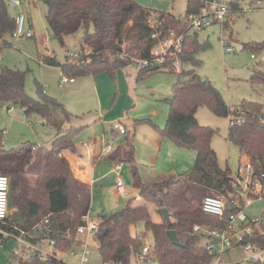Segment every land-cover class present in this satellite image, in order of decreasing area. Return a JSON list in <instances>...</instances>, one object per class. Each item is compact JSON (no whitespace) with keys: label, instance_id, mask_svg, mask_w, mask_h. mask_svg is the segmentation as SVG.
<instances>
[{"label":"trees","instance_id":"trees-1","mask_svg":"<svg viewBox=\"0 0 264 264\" xmlns=\"http://www.w3.org/2000/svg\"><path fill=\"white\" fill-rule=\"evenodd\" d=\"M41 1L46 6L47 29L61 44L79 29L85 30L78 61L60 64L54 57L41 55L38 58L40 63L59 68L63 77L74 79L108 73L115 85L117 69L134 65L136 60L151 59L150 51L159 39L170 33L184 36L182 50L168 57L163 65L137 69L138 82L154 73H176L178 76L171 98L163 100L169 106L165 127L160 129L149 119L136 120L135 126L149 125L175 147L195 151L193 166L184 174H170L143 184L138 178L130 138L124 143L133 187L146 203H152L157 209L165 208L171 224L153 222L146 206L128 205L101 216L93 240L103 264H130L131 257L139 260L147 233L153 238V264L210 263L214 256L203 245L208 236L195 232L194 227L217 230L229 215L242 211L241 205L244 204V199L232 186L230 169L219 166L216 152L211 147L214 131L199 125L196 119V112L201 107L224 117L229 116L231 109L208 79L197 75L194 69L182 70L187 63L198 65L195 55L201 48L197 33L191 34L187 30L186 19L207 8L212 0H187L185 14L179 16L143 7L136 0ZM240 3L241 0L227 3L229 11L222 26L228 23L230 15L242 13ZM7 5L6 0H0V48L10 45L4 38L7 34L11 36L14 29V17L9 14ZM150 20L156 21V28L152 27ZM90 27L92 32H89ZM155 34L157 37L153 38ZM0 105L7 108L19 106L26 115H37L43 124L53 127L56 132L51 148L35 147L25 142L16 149L4 150L3 131H0V175L9 181V208L17 214L13 221L0 224V228L12 231L16 226L33 232V243L52 241L57 251L64 252L78 244L76 231L85 225L83 219L90 209V187L75 177L65 157V153L75 152L74 139L85 126L71 125L63 129L73 116L58 100L47 96L42 88L38 89L36 99L27 95L25 73L18 70L0 68ZM235 110L234 116L241 117L242 122L229 126L227 139L238 147L240 159L249 162L255 175L264 174V108L256 102L244 100ZM55 111L61 113L62 122L55 118ZM110 157L115 161L116 155ZM207 196L225 199L221 218L202 212L201 203ZM251 199L258 198L251 196ZM138 223L143 224L144 232L133 236L130 229ZM168 230L175 232L181 246L170 242L166 235ZM6 241L3 240L1 245ZM248 243L264 248V230L246 234L242 244ZM12 257L18 258L17 264H68L56 257L43 258L36 252L25 257Z\"/></svg>","mask_w":264,"mask_h":264},{"label":"rangeland","instance_id":"rangeland-1","mask_svg":"<svg viewBox=\"0 0 264 264\" xmlns=\"http://www.w3.org/2000/svg\"><path fill=\"white\" fill-rule=\"evenodd\" d=\"M136 1L142 5L143 3L150 5V7H143L152 10L171 12L174 8L175 15L185 14L183 4L182 6L179 5L180 0H167L166 10L158 0L157 5H161L160 8H154L152 2ZM229 1L218 0L220 4H227ZM250 2L251 0H241L242 13L230 15L228 23H225L224 26L214 23L207 28L195 32L191 31V34L197 33V40L201 45L200 50L195 55L198 65L193 66L187 63L182 66V70L194 69L197 75L208 79L218 89L224 103L231 110L238 108L244 100L256 102L264 108V2L259 3L255 8H251L249 5L247 8L246 4ZM7 8L13 17L20 12L23 13L25 17L30 18L33 25V38L13 39L7 34L4 39L10 45L0 48V68L25 73V92L27 95L36 99L38 98V89L42 88L47 96L55 98L56 95L58 97L56 99L60 103H62L60 99L70 103L71 101L76 102L75 100L81 97L85 100L84 105L69 104L74 111L71 112L73 116L71 123L87 125L95 118L97 119L98 115H101L98 113L100 111L96 112V103H93V90L97 86L103 103L102 109H105L101 117L106 112H110L107 115L110 118L116 114L125 117L123 121L127 123V128L131 134L129 138L132 141L131 147L134 151L137 174L141 182H152L158 177L157 175H166L171 171L172 166L175 169L174 171L172 169L174 175L184 174L187 171L189 166L184 162V157H180L179 154L184 152L195 156V151L178 149L166 139L163 146L156 144L150 149L145 146L150 140L146 134H152L155 138L160 136L156 137L154 135L156 133H152L148 125L136 126L135 133L132 129V124L138 119H149L159 127H165L169 106L163 100L172 96V87L178 79L176 73H154L138 82L136 80L138 67L130 64L125 68L117 69L115 85L108 73H100L74 78L76 82L74 88L67 84L59 86L62 78L60 69L40 63L38 58L41 55L54 57L60 64L67 61L73 62V56L80 52L85 30L79 29L74 35L66 37L61 44L47 29L44 19L46 6L41 0L24 1L19 8H14L8 4ZM27 25L26 19V28H28ZM92 30L90 27L89 32ZM225 46L231 48L232 51H225ZM180 70L181 68L178 69V71ZM182 78H186V76ZM89 105L91 108H87ZM3 106L0 105V131H3L2 148L4 150L16 149L25 142L35 147L39 145L51 148V133L55 132L53 127L36 121L38 116L35 114L26 115L19 106H13L10 114ZM76 116L78 118H75ZM55 118L59 122L63 121V117L58 111H55ZM196 119L199 125L209 127L214 131L211 147L216 152L218 164L222 169H230L231 176L234 177L244 159H240L238 147L227 139L229 118L218 116L208 108L201 107L196 112ZM132 134H134V139ZM91 136L99 138V140L103 137L105 149L103 156L105 157L109 154V150L119 145L122 146L129 135L116 136L111 132L110 124L104 121L95 127L83 129L75 137L74 142L81 147V144L85 143ZM107 148H109L108 151ZM103 156L97 163H94L90 186L88 223H97L98 216L104 213L120 211L126 207L128 199L135 197L137 200L138 196L132 186L129 164L121 162L123 166L119 173L124 191L118 193L116 190V165ZM245 203L244 201V204L241 205L244 214L249 218H259L263 226L261 228L257 224L246 231L262 232L264 230V197L251 200L249 205ZM131 205L146 206L153 222L161 223L163 221L152 203L142 201L132 202ZM10 210L11 217L15 219L17 216L15 210L11 208ZM130 232L134 236L144 232L143 224L138 223L132 226ZM239 235H243V232L239 231ZM145 244L153 246L151 233L146 234L143 240V245ZM15 247L16 242L12 239H8L0 245V264H17L18 258L12 257ZM43 248L51 250L47 241L43 242ZM72 249L74 246H71L66 252H56L55 257L68 264H79L78 259L73 256ZM91 253L90 264H103L95 241L92 244ZM25 255L21 254L18 257H25ZM152 256L153 252L151 251L147 261H139L137 258L131 257L130 264H153ZM249 257L250 254L238 246L222 256L221 264H258L247 261L246 259Z\"/></svg>","mask_w":264,"mask_h":264},{"label":"built area","instance_id":"built-area-1","mask_svg":"<svg viewBox=\"0 0 264 264\" xmlns=\"http://www.w3.org/2000/svg\"><path fill=\"white\" fill-rule=\"evenodd\" d=\"M6 2L14 8H19L22 5V0H6ZM264 2V0H252L246 7H257L259 3ZM249 5V7H248ZM229 7L227 4H220L218 0H212L207 8L201 10L200 13L189 15L186 19V28L191 33L207 28L214 23L223 24L228 14ZM153 28L157 27L155 20H150ZM13 39H30L34 37L32 29L26 28V17L23 13H18L14 17V29L11 33ZM157 37V35L152 36ZM184 36H176L174 33H170L169 36L159 39L156 45L150 51L149 60H136L133 61L134 65L138 68L147 67L149 65L160 66L163 65L168 57H172L177 52L182 50V42ZM225 51L231 52V48H224ZM74 61H78L79 54L73 56ZM75 79L63 77L60 79L59 86L65 84H72ZM11 107L8 111H11ZM236 110H231L229 114V126H235L240 124L241 117L234 116ZM114 130L119 135H125L126 129L121 123H115L113 125ZM115 170L117 174L116 189L118 193L123 192V182L120 178V171L123 164L121 162L115 164ZM264 174L259 176L253 173L252 167L248 161L244 160L240 166L238 172L233 177L232 186L239 193L240 196L249 205L252 200L251 196L263 198L264 194ZM226 202L222 197L207 196L203 199L201 203V210L204 214L214 217L221 218L224 214ZM85 225L80 226L76 231V237L78 244L72 249L73 256L78 259L79 264H90L89 258L91 256V242L94 239V235L97 232V224L88 223L87 217L83 219ZM13 218L11 217V210L9 208V181L5 176L0 175V224L11 222ZM261 225V220L259 218H249L247 217L243 210L235 214L228 216L227 220L221 223L219 229L214 231H205L199 227H194L195 232H201L208 236V239L204 242V248L213 254V260L208 264H221L222 256L229 250L241 246L246 252L250 254L247 261L264 264V248H257L251 244H242L243 237L246 234H250L252 231L247 232L251 226ZM34 231V230H33ZM239 231L243 232V235H239ZM0 245L3 240L12 239L16 242V247L12 253L14 256H19L21 254H33L38 253L41 257H55L57 251L54 248V243L52 241L41 240L35 243L32 240L35 238L33 232H28L20 229L16 226L12 227V231H7L0 228ZM47 241L51 250H46L43 248V242ZM67 251V250H66ZM64 251V252H66ZM152 247L149 244L143 245L139 261H147L149 255L151 254Z\"/></svg>","mask_w":264,"mask_h":264},{"label":"crops","instance_id":"crops-1","mask_svg":"<svg viewBox=\"0 0 264 264\" xmlns=\"http://www.w3.org/2000/svg\"><path fill=\"white\" fill-rule=\"evenodd\" d=\"M146 1H148V2H152V4H154L153 6H154V8H160L159 6H161V5H157L158 3H157V0H145V2ZM160 3H162V6H164L163 8L166 10V4H167V0H158ZM171 1H174V0H171ZM186 3H187V0H180V3H179V5H181L182 6V4H183V8L184 9H186ZM146 3H143V5L142 6H149L150 7V5H145ZM148 8V7H147ZM156 10H158V9H156ZM162 12H168V11H162ZM174 12H175V9L173 8L172 9V11L170 12V13H173L174 14ZM26 19H27V22H28V25H27V27L28 28H30V29H32L33 30V25H32V23H31V20H30V18L29 17H26ZM228 20V19H227ZM227 46H225L224 48H226ZM76 84V82H74V83H72V84H67V85H70V86H72V88H74L75 85ZM93 92H94V97H93V103H96V112H98V111H100V112H98L99 114H101L102 115V113H103V111L105 110V109H102V106H103V103H102V101H101V96L99 95V93H98V88H97V86L94 88V90H93ZM55 97V99L56 98H58V97H56V95L54 96ZM171 98V97H170ZM114 99H115V97H114ZM166 99H169V98H166ZM57 100V99H56ZM61 100V104L63 105V107L65 108V110L68 112V113H70L71 114V112H74L73 110H72V108H71V105H69L70 103L72 104V105H75V106H78V105H84V103H85V100L84 99H82L81 97H79V99L78 100H75L76 102H74V101H71L70 103H67V102H65V101H62V99H60ZM3 107H5L7 110H8V108H7V106L6 105H4ZM13 107V106H12ZM21 108V107H20ZM87 108H91L90 107V105H89V107H87ZM106 109H108L107 107H106ZM21 110L24 112V110L21 108ZM91 110V109H90ZM11 113V111H8V114H10ZM107 113V112H106ZM103 114V117H101V115H98V118L96 119H94L93 121H91L90 122V124H87V125H74V124H72L71 123V120H70V122L69 123H67V124H65V125H63V129H65V128H69L71 125L72 126H76V127H78V126H85V128H87V127H95V126H97L98 124H100V123H102V122H106V123H108V124H110V127H111V132L113 133V134H115L116 136L118 135V136H120L117 132H116V130H114V128H113V125L115 124V123H121L124 127H125V129H126V132H130L129 130H128V125H127V123L126 122H124L123 120H124V116H122V115H120V114H116L114 117H112V118H110V117H107V115L110 113H107V114ZM96 114V113H95ZM72 115V114H71ZM37 119V120H36ZM36 121H38V122H42V120L39 118V117H36ZM41 121H40V120ZM100 119H101V121H100ZM138 120H140V119H138ZM136 121V120H135ZM151 121V120H150ZM62 122V121H61ZM152 122V121H151ZM153 123V122H152ZM155 126H157L158 128H160V129H163V128H161V127H159L158 125H156L155 123H153ZM131 125V124H130ZM65 126V127H64ZM136 126H138V125H136ZM136 126H135V122L132 124V129H133V132L135 133V128H136ZM149 126V125H148ZM150 127V126H149ZM151 128V131H152V133H156V134H154V135H156V137H158V133L152 128V127H150ZM50 134V133H49ZM55 134H56V132H53V133H51V140H53L54 139V137H55ZM126 135V134H125ZM125 135H123V136H125ZM130 133H129V136H127V138H129L130 137ZM147 135V137L150 139V140H148L149 141V143L148 144H145V146H148L150 149H152L153 148V146H156V144H161V146H163L164 145V141H165V139L166 138H162L160 135V137H158V138H155L154 136H152V134H146ZM132 138L134 139V134H132ZM132 139V140H133ZM167 141H169L168 139H166ZM52 142V141H51ZM103 142H104V140H103V137H101V140H99V138H95V137H89L88 138V140L85 142V143H82L81 144V147H79L78 146V144L77 143H75L74 142V144H75V152L74 153H65V157H66V159L69 161V163H70V165H71V168H72V170H73V173H74V175H75V177L78 179V180H80L81 182H83V183H86V184H88V186L90 187L91 186V184H92V175H93V170H94V163H97L98 162V160L104 155V145H103ZM132 142V141H131ZM170 142V141H169ZM124 143H125V141L123 142V145L121 146V145H119L118 147H116V148H114V149H111V150H109V148H107V151L109 152V154L107 155V156H103L104 158H106V159H108L109 161H111L112 163H117V162H122V163H127L126 161H125V150H126V147H125V145H124ZM171 143V142H170ZM172 144V143H171ZM173 145V144H172ZM39 146V145H38ZM120 147V148H119ZM178 149H180V148H178ZM184 150V149H183ZM185 151H192V150H185ZM180 153H182V154H179L180 155V157H184V162L185 163H187V166H189L188 167V169H187V171H185V172H188L189 171V169L193 166V164H194V161H195V157H196V154H195V156H193L192 154H186V153H184V152H180ZM184 153V154H183ZM111 154L112 155H116V159H115V161L114 160H112L111 159ZM133 154H134V151H133ZM175 154V153H174ZM134 160H135V158H134ZM136 162V161H135ZM137 162H139V161H137ZM188 162H189V165H188ZM140 165V164H139ZM191 166V167H190ZM172 169H173V171L175 170L174 168H173V166H172ZM172 169H171V171L170 172H168L166 175H157L158 177H156V179L155 180H157L158 178H161V177H164V176H167V175H170V174H173L172 172ZM231 171V170H230ZM113 172V171H112ZM161 173H162V171H161ZM154 180V181H155ZM153 182V181H152ZM143 183V182H142ZM148 183H151V182H148ZM143 184H147V183H143ZM132 186H133V178H132ZM134 188V187H133ZM117 190V189H116ZM134 190L136 191V193H137V200H136V198L134 197V198H130V197H128V198H130V199H128V201H127V203H126V206H131V207H138V206H133V205H131L132 204V202H142V201H144L140 196H139V194H138V190L137 189H135L134 188ZM123 191H124V189H123ZM123 193V192H122ZM132 197V196H131ZM145 202V201H144ZM125 208V207H124ZM123 208V209H124ZM109 214H111V213H109ZM109 214H107V213H104V214H102V215H99L98 217H99V219H98V221H97V223H94V224H98L99 223V221H100V217L101 216H103V215H109ZM87 220H88V218H87ZM153 221V220H152ZM134 236V235H133ZM94 243V240H92V242H91V247H92V244ZM152 258V263H153V261H154V258H153V256L151 257Z\"/></svg>","mask_w":264,"mask_h":264},{"label":"water","instance_id":"water-1","mask_svg":"<svg viewBox=\"0 0 264 264\" xmlns=\"http://www.w3.org/2000/svg\"><path fill=\"white\" fill-rule=\"evenodd\" d=\"M157 214L159 216H161L162 220L168 225L170 226L171 224V217L168 213V211L165 208H159L157 209ZM166 235L168 237V239L170 240V242L174 245V246H181L175 232L173 230H168L166 232ZM32 255V254H30Z\"/></svg>","mask_w":264,"mask_h":264}]
</instances>
